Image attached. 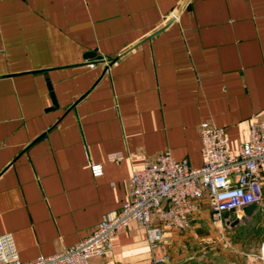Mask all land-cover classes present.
<instances>
[{"label":"crops","instance_id":"crops-1","mask_svg":"<svg viewBox=\"0 0 264 264\" xmlns=\"http://www.w3.org/2000/svg\"><path fill=\"white\" fill-rule=\"evenodd\" d=\"M259 119L264 0H0V233L24 261L90 234L146 158L199 166L200 122L236 153ZM261 184L264 198V167ZM228 214L231 232L255 225L264 241V201L233 229ZM212 227L203 204L186 230L165 229L163 264H214ZM111 250L88 264H152L134 221Z\"/></svg>","mask_w":264,"mask_h":264},{"label":"built area","instance_id":"built-area-1","mask_svg":"<svg viewBox=\"0 0 264 264\" xmlns=\"http://www.w3.org/2000/svg\"><path fill=\"white\" fill-rule=\"evenodd\" d=\"M202 163L192 166L185 158H174L163 150L146 158L133 170L121 207L103 214L90 234L55 253L32 260L20 259L10 232L0 233V264H88L91 256L111 257V241L130 222L145 232L151 263L163 264L168 255L160 251L165 229L186 230L205 204L214 227L222 225L223 213L243 210L263 199L261 173L264 167V119L249 123L246 138L232 153L225 128L209 120L200 122ZM118 153L108 155L118 160ZM101 173L100 164L91 165ZM251 264H264V241Z\"/></svg>","mask_w":264,"mask_h":264},{"label":"rangeland","instance_id":"rangeland-1","mask_svg":"<svg viewBox=\"0 0 264 264\" xmlns=\"http://www.w3.org/2000/svg\"><path fill=\"white\" fill-rule=\"evenodd\" d=\"M212 230L215 232L217 240V247L215 250L219 252V254L217 252L216 257H214V264H247L246 259L248 256V264L252 263L258 248L254 237L257 233L263 234V230L257 231L255 225H246L239 228L236 232H231L223 224L218 225V227H212ZM223 253H228V258L230 259L224 258V256H222ZM235 255L237 256L231 257Z\"/></svg>","mask_w":264,"mask_h":264},{"label":"water","instance_id":"water-1","mask_svg":"<svg viewBox=\"0 0 264 264\" xmlns=\"http://www.w3.org/2000/svg\"><path fill=\"white\" fill-rule=\"evenodd\" d=\"M87 55L88 56H94V52H89ZM262 201H264V198L262 199ZM257 204L258 203H256V202H252V203L247 204L243 208L244 214H242L240 216L237 214L236 211H231L228 214L227 219L225 220V223L228 224L230 229H233L240 222L247 223L248 222V218L247 217H250V216H252L254 214Z\"/></svg>","mask_w":264,"mask_h":264}]
</instances>
